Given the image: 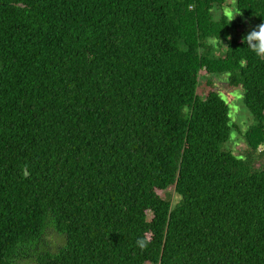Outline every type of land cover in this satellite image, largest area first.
I'll return each instance as SVG.
<instances>
[{
	"label": "trees",
	"instance_id": "obj_1",
	"mask_svg": "<svg viewBox=\"0 0 264 264\" xmlns=\"http://www.w3.org/2000/svg\"><path fill=\"white\" fill-rule=\"evenodd\" d=\"M224 2L0 0V264L47 227L37 264H264V58ZM219 73L255 121L243 154Z\"/></svg>",
	"mask_w": 264,
	"mask_h": 264
},
{
	"label": "rangeland",
	"instance_id": "obj_2",
	"mask_svg": "<svg viewBox=\"0 0 264 264\" xmlns=\"http://www.w3.org/2000/svg\"><path fill=\"white\" fill-rule=\"evenodd\" d=\"M229 10H236L233 0H225L221 7H214L212 10L213 17L217 19L222 14L227 16ZM235 27L231 30L233 33H239L247 36L252 30L258 27V23L251 21L243 14H238L231 21ZM201 73V79L204 77ZM213 81L215 89L220 97L228 105L230 133L226 146L235 154H243L246 146L243 138L245 131L254 124V118L247 110L244 98L243 89L241 86H229L227 83V73H219L214 75ZM257 162L264 164V155ZM178 200L176 194L173 195V202ZM64 242L62 235L58 234L52 227H47L42 235L41 240L36 244L25 248L14 259L13 264H37L35 258L44 250L54 251Z\"/></svg>",
	"mask_w": 264,
	"mask_h": 264
},
{
	"label": "clouds",
	"instance_id": "obj_3",
	"mask_svg": "<svg viewBox=\"0 0 264 264\" xmlns=\"http://www.w3.org/2000/svg\"><path fill=\"white\" fill-rule=\"evenodd\" d=\"M235 0H233V3ZM240 14V11L229 10L227 13L228 22H231L236 15ZM229 39L231 37H228ZM242 43L247 44V47L259 58H264V22H262L258 27L252 30L250 33L247 34L241 41ZM207 43L212 46L216 47L218 44L222 43L218 37H211L208 38ZM227 47V46H225ZM184 112L187 113L188 109L185 108ZM150 241L145 238H138L136 240V246L141 250L147 248L148 243Z\"/></svg>",
	"mask_w": 264,
	"mask_h": 264
}]
</instances>
